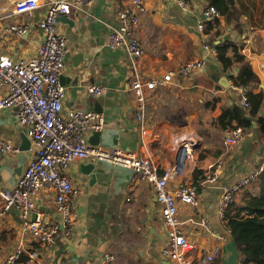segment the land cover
<instances>
[{"label":"crops","instance_id":"1","mask_svg":"<svg viewBox=\"0 0 264 264\" xmlns=\"http://www.w3.org/2000/svg\"><path fill=\"white\" fill-rule=\"evenodd\" d=\"M17 1L0 0V52L14 58L35 54L43 37L38 23L50 2L40 0V8L33 13L13 15ZM130 1L96 0L89 6L73 7L59 20L58 29L69 46L60 77L66 89L63 114L72 109L102 114L105 124L99 146L149 155L162 169L177 160L173 135L194 133L198 139L196 163L190 164L184 180L198 184L199 200L196 206H180L181 219L195 221L185 226L186 236L194 244L192 252L197 257L215 246L219 249L210 264H242V254L221 217L220 198L224 188L264 166V139L253 125L245 130L239 144L226 146L225 134L231 127L220 125L218 117L225 107L240 105L233 77L238 75L241 63L234 61L226 69L218 59L217 45L237 47L227 54L232 60L236 52L245 56L261 80L253 91L260 92L264 85V0H234L227 14L219 11L208 20L205 11L211 5L209 0H188V11L174 1L145 0L146 10L136 33L144 49L141 75L162 78L191 59L206 61L201 70L187 77L174 75L171 82L148 94L145 134L137 118L139 102L131 90L134 76L130 56L108 44L109 32L118 23L117 11ZM201 22L207 28L204 34L198 28ZM12 23L25 24L28 31L23 35L13 33L8 29ZM224 77L229 87L223 85ZM89 84L100 85L105 92L90 95ZM2 91L0 88V96ZM0 138L14 146L13 151L0 152L1 190L16 184L35 154L27 127L20 121L19 108L0 110ZM217 161L223 163L217 179L199 184ZM90 163L93 170L87 173L83 166ZM66 174L77 190L73 199L75 227L69 230L62 226L53 241L39 243L23 229L20 210L13 206L4 211L0 199V264L18 248L22 249L18 264H25L32 250H38L39 257L31 264H101L107 253L115 256L113 264H165L166 260L174 264L162 254L166 226L149 182L130 168L95 159L73 161ZM54 199L55 192L48 189L36 198L46 221L60 220ZM36 217L31 215V219ZM201 219L208 221V228L198 223Z\"/></svg>","mask_w":264,"mask_h":264},{"label":"built area","instance_id":"2","mask_svg":"<svg viewBox=\"0 0 264 264\" xmlns=\"http://www.w3.org/2000/svg\"><path fill=\"white\" fill-rule=\"evenodd\" d=\"M95 1L50 0L45 7V16L38 23L43 37L35 54L14 58L0 52V88L3 89L0 96V110L6 107H19L20 121L27 127V135L35 147L34 157L16 184L0 190L2 208L7 211L13 206L17 207L23 218V229L30 232L39 243L51 242L62 226L72 230L77 223V214L73 210V199L77 190L66 174L72 162L78 159H95L121 165L134 170L140 178L153 186L166 226L163 256L174 264H210L218 256L219 249L215 246L197 257L192 252L194 244L185 233V226L195 221L191 218L183 220L180 217L181 205L196 206L199 200L198 184L184 180L190 164L195 162L197 136L191 132L174 134L172 143L177 149L176 163L162 169L149 155L91 144L89 136L104 128L105 118L102 114L84 109H72L66 115L63 114L66 89L60 77L65 69L69 46L65 35L58 29V22L73 7L89 6ZM170 1L177 2L184 11L189 10L188 0ZM40 6V0H18L11 13L31 14ZM145 10V0H131L129 4L120 8L117 11L118 23L110 30L108 42L110 48L123 49L130 56V67L134 76L131 90L139 102L137 118L144 134L148 94L157 87L171 82L174 75L187 77L201 70L206 63L201 58L191 59L175 71H169L162 78H144L140 72L144 49L136 33ZM205 15L206 20L213 19L219 15V10L209 5ZM2 16L0 15V20ZM198 28L204 34V22H201ZM8 29L23 35L28 31V26L12 23ZM205 47L209 50L213 49L210 44H205ZM236 87L240 93L241 107L250 109L249 90L242 86ZM87 91L90 95L100 96L105 92V88L89 84ZM244 137L243 127H231L226 131L225 144L228 148L236 146ZM13 150L14 146L10 141L0 138V152ZM222 164L221 161L212 163L209 173L200 180L199 184L214 182ZM263 169L264 166H261L224 188L219 204L224 221L229 206L256 180ZM44 189L55 192L54 203L60 214L58 221H46L36 204L38 194ZM33 213L37 215L35 219H31ZM198 223L208 228L206 219H201ZM226 228L231 233L227 225ZM21 256L22 249L11 251L4 264H18ZM37 257H39L38 250L30 251L25 264H31ZM114 260L115 256L107 253L101 264H113Z\"/></svg>","mask_w":264,"mask_h":264},{"label":"trees","instance_id":"3","mask_svg":"<svg viewBox=\"0 0 264 264\" xmlns=\"http://www.w3.org/2000/svg\"><path fill=\"white\" fill-rule=\"evenodd\" d=\"M221 14L229 12L234 0H209ZM209 27L212 24H208ZM207 30V28H205ZM237 51L233 44H218V59L224 67L229 68L234 61L241 63L237 76L233 77L235 86L249 89L250 109H243L239 104L225 107L218 117L223 127L241 126L245 130L257 125L260 139H264V90L254 92L253 88L260 83V77L254 72L245 56L236 52L232 60L227 54L229 49ZM235 122V124H233ZM252 185V186H251ZM243 194L241 203H232L225 214V222L230 230L237 248L242 254V264H264V169L259 173Z\"/></svg>","mask_w":264,"mask_h":264},{"label":"water","instance_id":"4","mask_svg":"<svg viewBox=\"0 0 264 264\" xmlns=\"http://www.w3.org/2000/svg\"><path fill=\"white\" fill-rule=\"evenodd\" d=\"M65 16V15H64ZM64 16H62L60 19H63ZM224 80L225 82L223 83L224 86L226 87H229L230 86V83L227 82V79L224 77ZM19 108V107H17ZM103 133V131H96L92 134V136L90 137L89 141L91 144L93 145H99L100 143V137H101V134ZM84 169L86 170L87 173H90L92 170H93V164H87V165H84L83 166ZM165 264H172L170 261H165L164 262Z\"/></svg>","mask_w":264,"mask_h":264},{"label":"rangeland","instance_id":"5","mask_svg":"<svg viewBox=\"0 0 264 264\" xmlns=\"http://www.w3.org/2000/svg\"><path fill=\"white\" fill-rule=\"evenodd\" d=\"M263 86V85H262ZM196 124H197V127H200L203 131H205L204 130V128H202L201 127V125L198 123V122H195ZM194 126V125H193ZM195 127V126H194ZM252 186V185H251ZM244 191H246V189H244L241 193H240V195H239V197L238 198H240L245 192Z\"/></svg>","mask_w":264,"mask_h":264},{"label":"flooded vegetation","instance_id":"6","mask_svg":"<svg viewBox=\"0 0 264 264\" xmlns=\"http://www.w3.org/2000/svg\"><path fill=\"white\" fill-rule=\"evenodd\" d=\"M238 197H239V196H238ZM237 200H238V198H237ZM237 200H236L235 202H237ZM235 202H234V203H235ZM226 212H227V211H226Z\"/></svg>","mask_w":264,"mask_h":264}]
</instances>
